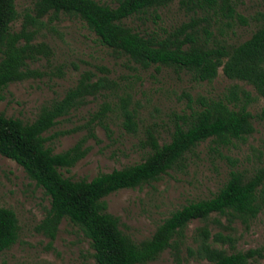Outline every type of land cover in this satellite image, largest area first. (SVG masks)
<instances>
[{"label":"rangeland","instance_id":"374dc122","mask_svg":"<svg viewBox=\"0 0 264 264\" xmlns=\"http://www.w3.org/2000/svg\"><path fill=\"white\" fill-rule=\"evenodd\" d=\"M95 1L114 6L112 0ZM33 3L34 0H15L18 19L11 31H20L25 14H32ZM201 5L189 11L175 0L158 8L155 14L150 11L127 24L141 33L158 35L174 32L182 24H194V35L200 42L235 46L249 39L264 23V0H215V4ZM155 15L158 19H154ZM41 22L40 26H29L35 31L31 43H44L52 53L49 58L27 62L28 69L40 73V77L11 83L0 90V114L31 123L43 106L62 99L84 73L94 74V80L106 77L117 85L101 95L87 97L85 104L59 118L44 134L49 138L46 146L54 154L84 140L86 156L72 168L60 169L64 177L74 181H90L99 174L142 162L150 152L148 133L156 137L159 145L169 142L181 117L202 108L203 101L227 96L234 86L253 98L248 105L254 128L251 135L220 147L206 140L186 154L182 165L158 181L104 198L105 212L118 218L119 229L133 242L149 239L174 211L211 198L230 172L251 176L264 167V119L260 117L263 100L250 85L227 79L221 69L211 82L195 81L188 72L169 67L142 69L100 44L96 35L75 17L59 14L50 20L45 16ZM123 100H127L125 107ZM104 103L110 111L99 122L93 117ZM123 107L136 115L134 134L122 125ZM0 207L11 209L19 226L18 240L0 253V264H95L89 240L69 221L61 222L52 241L36 231L50 207L49 198L19 165L1 155ZM204 226L210 233L208 243L218 249L245 252L264 246V209L248 224L239 220L229 223L227 218L212 214L207 222H190L178 238L177 247L166 249L148 264H209L198 253L201 238L197 230ZM217 233L230 237L233 243L215 238ZM250 264H264V257Z\"/></svg>","mask_w":264,"mask_h":264},{"label":"trees","instance_id":"16d2710c","mask_svg":"<svg viewBox=\"0 0 264 264\" xmlns=\"http://www.w3.org/2000/svg\"><path fill=\"white\" fill-rule=\"evenodd\" d=\"M175 0H112L113 5L95 0H34L32 14H25L19 32L11 31L18 19L15 0H0V90L7 85L40 73L28 69V61L49 58L50 48L32 44L35 34L29 26L42 25L59 14L75 17L93 32L99 43L110 48L142 69L150 66L169 67L185 71L195 81L211 82L221 69L229 80L250 85L262 98L260 117L264 119V23L246 41L235 45L200 42L195 37L194 24H182L174 32L158 35L141 33L127 24L132 18L155 14ZM186 10L193 11L215 0H178ZM158 19V16H153ZM207 33V31H205ZM103 71V69H101ZM84 73L77 84L62 99L43 106L31 123L0 114V155L19 165L26 176L42 188L50 207L36 231L51 241L63 220L69 221L90 242L95 264H148L168 248H176L185 228L194 220L207 222L212 214L227 218L229 223L239 220L248 224L264 209V167L251 176L232 171L222 187L209 199L189 203L174 211L146 240L135 243L119 229L118 218L106 213L104 198L123 189H134L158 181L168 171L182 165L187 153L210 140L216 147L228 146L233 140L244 139L254 132L248 105L250 94L234 86L229 94L218 100L202 102V108L181 117L175 124L167 143L159 145L148 133L150 152L145 159L132 166L99 174L90 181H74L64 177L60 169L68 170L83 159L88 149L84 140L68 150L54 154L46 146L44 134L59 118L85 104L89 96L115 89L117 85L106 77ZM123 106L127 100L122 101ZM123 109V127L130 133L137 131L136 115ZM110 111L104 103L93 118L102 120ZM92 136V134H91ZM19 226L15 213L0 207V253L18 240ZM200 243L198 253L209 264H250L264 257V246L245 252H228L208 243L210 233L206 226L197 230ZM215 238L233 243L230 237L219 233Z\"/></svg>","mask_w":264,"mask_h":264}]
</instances>
